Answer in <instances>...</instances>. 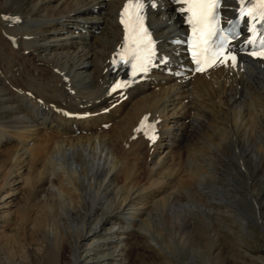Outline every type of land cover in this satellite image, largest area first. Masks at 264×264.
I'll use <instances>...</instances> for the list:
<instances>
[{
	"label": "bare ground",
	"instance_id": "6f19581e",
	"mask_svg": "<svg viewBox=\"0 0 264 264\" xmlns=\"http://www.w3.org/2000/svg\"><path fill=\"white\" fill-rule=\"evenodd\" d=\"M151 2L158 66L130 79L129 64L113 63L124 50L126 0H0V120H18L0 126V245L10 247L11 264H78L83 249L86 264H134L140 240L173 252L199 225L215 244L221 223L236 235V220L264 228V203L250 202L258 182L246 180V192L235 177L239 159L249 176L264 178V61L239 53L237 68L193 73L186 46L175 42L189 32L183 5ZM226 5L232 15L236 0ZM24 80L30 93L26 85L19 98L8 86ZM145 117L157 122L155 142L137 131ZM222 153L237 173L216 164ZM185 157L201 161L194 175ZM179 192L198 207L178 203Z\"/></svg>",
	"mask_w": 264,
	"mask_h": 264
},
{
	"label": "snow or ice",
	"instance_id": "6c2138e0",
	"mask_svg": "<svg viewBox=\"0 0 264 264\" xmlns=\"http://www.w3.org/2000/svg\"><path fill=\"white\" fill-rule=\"evenodd\" d=\"M174 2L183 5L177 10L185 16V23L190 29L186 43L195 64L194 72L203 73L220 66L237 68L240 64L239 53L264 60V0H236L237 7L233 9L235 15L232 19H225L222 15L224 0H174ZM147 6L146 0H126L120 13V23L125 30L124 51L117 53L120 58L119 60L114 58L113 63L131 64L133 76L137 74L135 61H139V73H147L151 67L158 66L154 63L157 55L156 41L146 26ZM151 6H156L155 0H152ZM245 21L248 35L237 46L233 41L239 40L243 35L240 27ZM125 52H128L129 56H125ZM167 59L163 57L160 62L166 63ZM131 83L132 80L118 81L113 85V91L123 90ZM147 121L148 117H145L137 131L146 128L145 135L155 142L158 138L155 134L157 122Z\"/></svg>",
	"mask_w": 264,
	"mask_h": 264
},
{
	"label": "rangeland",
	"instance_id": "374dc122",
	"mask_svg": "<svg viewBox=\"0 0 264 264\" xmlns=\"http://www.w3.org/2000/svg\"><path fill=\"white\" fill-rule=\"evenodd\" d=\"M54 44H56V43L54 42V43H51L49 45H54ZM23 82H21V83L16 82V83H18L19 86L21 85V88H23V89H21L19 86H16L17 85L16 83L14 84L15 88H19V89H15L14 87H12L13 86L12 82H10V84L8 86L15 91L17 90L16 92L19 94V98H20V94L21 95L24 94L25 90H26L25 93L28 91L30 93V87L28 86L26 81L24 83ZM26 85H27V87H26ZM25 87H26V89H25ZM20 89L23 92H21ZM42 100L45 102V96L42 98ZM46 102H48V100ZM4 115H6V114H4ZM1 121H2V123H0V126H1V124L2 125L4 124V126L10 127V125L12 126V125H15V123H18V120L17 119L15 120L14 117H9V118L4 117L3 119L0 120V122ZM5 124H7V125H5ZM194 124H196V123H194ZM193 125L190 124V126L188 127V130L189 129L192 130L193 128H190V127H193ZM197 127H198V124H196V128ZM221 135H223V133H221ZM224 144L220 145L219 150H221V148H222L221 152L226 151L225 148H223V146L225 147ZM222 154H221L220 158L221 157H223V158L220 159V161L217 160L216 164L221 166L225 171L227 170L228 167H232L231 171L237 173V171L235 170V167L233 165H231L229 159L225 158V155L223 154L224 155L223 156ZM187 155H188V153H187ZM182 161L183 162L187 161L186 163L182 162L183 166L188 169L187 173L193 174V175L195 172L194 170H197L200 167L199 165L201 162V161L192 160V158L187 159L186 157H185V159L183 158ZM235 162H237L238 169L242 171L243 175L234 174V176L236 175L235 177L240 179L244 185L246 184V180L251 181L252 178H254L253 179L254 181L258 182V186L256 188L252 189V193H253V195H255V198H252V200H250V202L253 204L255 202H263L264 203V178H262L258 175H255L256 173H251V176H249L248 173L245 171V167L243 165V162H240L239 159H235ZM238 162H240V163H238ZM228 175L232 176L231 174H228ZM227 177H229V176H227ZM223 178H225V177H223ZM139 181H142V180H139ZM227 183H228V185H226V186L228 188H234V185H232V184L230 185V183H232L231 180H228ZM245 186L246 187L244 188V190L246 192H250L251 188H248L247 185H245ZM261 189H262V191H261ZM176 192H178V191H176ZM181 194L183 195L184 192L183 193L182 192L177 193V197L181 198L178 203L185 202V201L189 200L188 197L181 196ZM218 195H219V193H218ZM243 198L244 197H242V196L238 197V201H240L239 203L243 202ZM189 201H190L189 203L192 202L191 199ZM233 202H236V201H233ZM180 204L182 205V203H180ZM180 204H178V205L180 206ZM192 204H193V202H192ZM228 204L231 208L233 206L235 207V204H232L231 202H229ZM195 205L196 204L192 205L193 208ZM197 207L198 206H196L195 208H197ZM235 208H232V209H235ZM249 209L251 210V212L253 214L256 212V210H254L252 204L249 206ZM237 213L239 215H242V216L247 218V215L245 212L243 213L241 210H238ZM263 213H264V210H263ZM263 216H264V214H263ZM194 218H195L194 221L198 222L199 219L196 216ZM239 224H240V221L236 220L234 226H235V228L239 229V231H240L237 235L233 231L231 226H229L227 223L226 224L225 223L219 224L218 226L222 230V237L219 240H216L217 241L216 244L212 240H210L209 238L207 239L204 236V234H207L206 232L208 230V228H206L205 226L196 225V226H198V229L196 231L193 228L186 229L184 232L187 233V239H189L191 237L192 238L187 240L188 242L186 244L185 243H181V244L174 243L175 251H173V252L170 249H168L167 246H164V247H166L164 249L163 245H158V244H155L154 242L145 243L144 241L140 240V244L135 243V245H136L135 247H138V248H136L135 253L132 255L133 262H134V264H139V263L140 264H166L165 260L167 258H165V257L167 256L168 258H171L174 261L173 262L174 264H264V228L261 225H259L258 222H255L253 220L248 222V225H249L248 228L245 226L242 227V226H240L241 224L240 225ZM15 230H16V226L14 225L12 227V230L7 229V232L11 236V235L16 233ZM203 231H205V232H203ZM165 232L167 233V231H165ZM196 232H198L200 235L199 240H195L193 238L196 236L195 235ZM240 233H241V235H240ZM135 235H138L137 232L135 233ZM25 236L24 235L20 236L22 238V239H20V241L26 245H29L31 239L28 235H25ZM203 237H205V238H203ZM3 243L0 245V264H11V262L8 261V258L11 257L10 254L8 253L9 250H7L8 246H6L8 244H6V242H3ZM2 245H3V247H2ZM151 245L155 246L156 248L152 249ZM33 247H34L35 251L38 250V246L33 245ZM192 248H194V249H192ZM8 249H10V247ZM179 249H181L182 252H180ZM143 250H144V252H142ZM84 251L85 250L83 249L79 253V260H81V262L78 264H86V262L91 257L89 252H84ZM136 252L138 253L139 256L136 254ZM209 255L212 256V260L210 259Z\"/></svg>",
	"mask_w": 264,
	"mask_h": 264
}]
</instances>
